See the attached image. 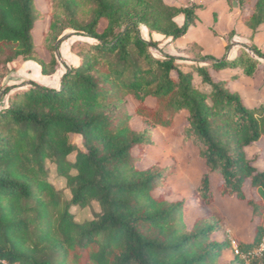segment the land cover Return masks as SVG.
I'll use <instances>...</instances> for the list:
<instances>
[{
  "label": "trees",
  "instance_id": "obj_1",
  "mask_svg": "<svg viewBox=\"0 0 264 264\" xmlns=\"http://www.w3.org/2000/svg\"><path fill=\"white\" fill-rule=\"evenodd\" d=\"M37 1L0 0V82L19 59L39 65L43 76L55 75L66 31L92 42L81 44L80 64L67 68L58 89L31 82L3 93L0 264H220L230 243L216 239L223 222L219 211L207 212L217 211L219 198L252 209L254 239L240 249L258 247L264 240V172L256 167L260 156L249 159L247 150L264 137V104L246 106L230 87L237 76H220L241 69L252 77L260 67L257 58L246 50L230 60L206 55L198 59L201 65H190L192 72L175 57H156L152 49L159 43L143 39L140 27L150 37L181 40L196 26L194 5L58 0L40 45L46 60L34 36L46 17ZM237 1L249 8L245 23L255 39L264 25V0ZM83 5L90 7L85 23L79 21ZM250 50L264 60L256 46ZM194 73L207 91L194 86ZM183 112L184 134L206 168L190 205L187 199L170 200L168 167H143L152 130L172 129ZM134 117L145 123L140 131L132 128ZM72 136L81 139V147ZM48 163L66 180L69 201L50 182ZM248 188L259 199H247ZM93 202L101 211L77 223L71 209ZM199 210L207 213L200 217ZM191 215L196 217L190 226ZM235 261L246 264L240 257ZM250 264H264V254Z\"/></svg>",
  "mask_w": 264,
  "mask_h": 264
},
{
  "label": "rangeland",
  "instance_id": "obj_2",
  "mask_svg": "<svg viewBox=\"0 0 264 264\" xmlns=\"http://www.w3.org/2000/svg\"><path fill=\"white\" fill-rule=\"evenodd\" d=\"M57 2L58 0L37 1L38 8L46 13V17L43 22L37 24L34 36L39 46L38 51L46 60H49V57L40 45L49 27L50 14ZM164 2L175 7L196 6L198 20L196 26L190 30L185 38L176 41L161 36L150 37L147 29L141 26L143 39L159 43L158 49H152V53L158 58H163L165 55L175 57L179 63L185 65L183 66L185 71L193 72L190 65H201L197 61L202 56L209 55L216 59L227 58L230 60L239 56L242 50H246L257 58L260 63L256 73L248 78L243 75L241 69H229L221 73L220 76L226 78L231 75L237 76V81L231 84L230 87L240 93L246 106L258 107L264 104V60L256 57L250 50L256 46L264 53V25L259 28L255 39H252V32L245 23V18L250 14L249 8L241 7L237 0H164ZM89 13L90 7L83 5L80 10L79 21L82 23L87 22L90 19ZM176 21L179 25H182L184 18L180 17ZM103 27L104 25L102 29ZM90 41L89 38L83 37L74 31H66L59 42L62 65L59 67L58 72L50 77L41 74L39 65L32 62H28V64L22 59L9 65V74L0 82V109L5 108L7 105V96L3 95L7 89L27 88L31 82L43 87L48 86L47 88L58 89L54 86L59 75L61 74L62 77L67 68L74 67L80 62V60L77 61V58H79L77 53L81 51V44ZM227 47H229L228 50ZM193 83L199 90L207 91L208 89L195 73ZM132 105L136 107L137 103L132 101ZM187 115L186 112L179 114L172 129L156 127L152 130L154 142L146 149L143 167L148 168L153 165H158L160 168L168 167L171 176L167 178L166 185L171 190L170 200L187 199L188 205H190L194 190L205 174L206 168L199 157L198 147L184 134V127L188 123L186 120ZM131 125L135 131H140L145 123L141 118L134 117ZM72 141L78 147L82 146L79 137L72 136ZM158 144L159 147H157ZM247 153L249 159L260 156L256 167L260 172H264V137L259 143L248 149ZM74 158L75 153L70 156L69 160L73 161ZM47 167L50 182L57 190L62 191L65 201H69L71 194L66 188V180L58 176L54 165L48 163ZM72 173L75 174L74 171ZM246 196L247 199H259L256 191L249 188L246 191ZM218 201L217 207H215L217 211L207 210V212L218 214L219 211L223 222L216 239L230 243V249L224 252L219 263L239 264L235 261L236 255L232 241L236 242L241 249L242 245L253 241L255 229L253 212L246 202H238L229 198L224 200L219 198ZM71 211L75 215L77 223H84L95 218L101 210L99 205L93 202L87 208H74ZM207 212L199 210L197 215L202 217ZM195 217L196 215H191L187 218V223L190 226ZM256 223L258 224L257 221ZM256 248L258 247L254 249Z\"/></svg>",
  "mask_w": 264,
  "mask_h": 264
},
{
  "label": "built area",
  "instance_id": "obj_3",
  "mask_svg": "<svg viewBox=\"0 0 264 264\" xmlns=\"http://www.w3.org/2000/svg\"><path fill=\"white\" fill-rule=\"evenodd\" d=\"M232 244L234 245L233 250L236 258L240 257L246 264H250L251 259L261 257L264 254V240L261 242L258 248L247 252H242L236 242L232 241Z\"/></svg>",
  "mask_w": 264,
  "mask_h": 264
},
{
  "label": "crops",
  "instance_id": "obj_4",
  "mask_svg": "<svg viewBox=\"0 0 264 264\" xmlns=\"http://www.w3.org/2000/svg\"><path fill=\"white\" fill-rule=\"evenodd\" d=\"M149 35V34H148ZM152 36H160V35H157V34H152ZM162 37V36H161ZM164 38V37H163ZM90 42H92V41H90ZM78 60V62H79V58H77ZM26 63H28V62H26ZM33 63V62H32ZM29 64V63H28ZM80 64V62L79 63H77L76 65H74V67H76V66H78ZM38 69V68H37ZM59 70V69H58ZM38 71H39V69H38ZM58 72V71H57ZM63 73H64V71H62ZM39 73V72H38ZM65 74V73H64ZM63 74V75H64ZM63 77V76H62ZM62 77H61V74L59 75V77H58V80L56 81V83H55V88H59V86H60V83H61V79H62ZM46 80H48V79H46ZM52 80V79H51ZM46 87H48V86H46Z\"/></svg>",
  "mask_w": 264,
  "mask_h": 264
}]
</instances>
